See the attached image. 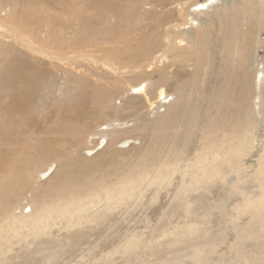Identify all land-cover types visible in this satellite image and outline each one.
I'll return each instance as SVG.
<instances>
[{
    "label": "bare ground",
    "instance_id": "6f19581e",
    "mask_svg": "<svg viewBox=\"0 0 264 264\" xmlns=\"http://www.w3.org/2000/svg\"><path fill=\"white\" fill-rule=\"evenodd\" d=\"M263 33L264 0H0L3 244L46 235L59 217L71 255L87 235L70 231L91 216L86 205L111 210L151 187L160 237L192 242L190 264H264ZM67 64L84 69L67 72L66 104L41 121ZM27 189L37 206L11 215ZM139 237L123 239V255Z\"/></svg>",
    "mask_w": 264,
    "mask_h": 264
},
{
    "label": "rangeland",
    "instance_id": "374dc122",
    "mask_svg": "<svg viewBox=\"0 0 264 264\" xmlns=\"http://www.w3.org/2000/svg\"><path fill=\"white\" fill-rule=\"evenodd\" d=\"M262 36L264 37V33L262 34ZM159 67V63H155L153 68H150L149 70L155 69L157 71ZM83 69V67H80L77 64H67L58 71V75L55 79L57 82H55L54 85L51 86L46 92V104L41 114H39L38 116L39 120L41 119V121H44V119L55 114L57 110H59V108L66 104V98L69 95L67 93H70L74 86L73 82L66 81L65 78L67 76V72L70 73L73 77H77L83 71ZM154 74H152V76H155ZM64 96H66V98ZM119 102L120 99H116L117 105L120 104ZM151 110L152 107L149 108V113L146 114L145 120L147 122H151L157 117V115L154 113V109L152 111ZM93 129H95V127ZM259 139L262 140L260 142H264L263 136L259 137ZM132 145L136 148L142 147L143 139L138 136L135 137V141ZM64 148L65 147H59L58 152H63ZM70 150L73 151V148L71 147ZM63 156L54 157L50 162H48L49 164L52 162V168L54 169L53 173H56V171L59 169L61 163L64 160ZM87 157L92 156L88 155ZM50 179L51 177H43L41 179L34 178L33 188L41 186V184H43L45 181H49ZM114 183L115 182H113L112 184L114 185ZM32 191L33 189H27L24 191V194H22V196H19L18 198L16 197V201L9 211L11 215L14 214L15 217L19 214L22 215L21 208L23 206H25V208L23 209L25 213L29 212V208L33 210L34 207L37 206L34 201ZM222 191L223 190H221L220 193ZM157 197L158 195L156 191L151 189V187H144L142 194H136L135 196L128 197L122 204H114L117 207H114V209L111 210H105L103 200L91 202L86 205V212L88 214L89 212H91V216H89L88 219L86 213H81L82 222L80 224L73 225V228H71L70 231H82L87 235H85V239L82 240V242L79 244V247H77V249H75L71 255H67L63 252L66 250V246L64 245V242H62V240L68 233V230L63 226L64 220L59 217H56L53 220L54 225H52L51 228L48 227L49 229H47L46 235L32 238L31 236H29V234L20 231L18 233V236L10 237V240H8L9 244L7 245L3 244L4 239H0L2 240L0 241V264H19L24 263V261L27 259H32L33 261L35 259V264H169L173 259L179 261V264H190L192 261L190 257L185 253H188L191 250V246L189 245L192 242H188L187 239H185L184 242H187L186 244L184 242H181L174 245V243H172L173 238L171 235L162 238L159 235V226H161L162 221L158 219L155 220L156 217L153 212L154 208L158 204L157 201H159V197ZM60 201L61 200L59 199V197H55L52 200V203L56 205L60 203ZM113 201L116 202L115 199ZM52 203H50L49 205H53ZM16 205H19V207L15 208ZM5 215L2 213V211H0V233L4 230V232H2L0 236L8 232L7 226L5 224L6 218L4 220ZM167 217L168 215L164 217V220H168ZM91 219L95 220L90 221ZM100 219H103V221L99 224L97 221L100 222ZM220 225H217L216 228L219 229L218 227H220ZM216 228L212 229L213 231H211V233L214 231L216 232ZM167 229H171V225L168 224ZM98 230H102V232L98 233ZM130 234L140 236L139 248H136L133 251L130 250L128 253L123 255V253L121 252V246L123 245L122 241L126 236ZM23 236L25 237L23 238ZM113 238L115 239L112 240ZM110 239L114 242H112ZM41 240H50L52 242L56 241L55 243H58V246L49 250L47 248H50V246H46L44 244H42L43 246H41L38 244ZM104 243L107 245V247L109 245V247L104 253H102L101 246ZM44 248H46L47 250H45ZM111 252L113 253L111 254ZM108 253H110L111 255H108Z\"/></svg>",
    "mask_w": 264,
    "mask_h": 264
}]
</instances>
